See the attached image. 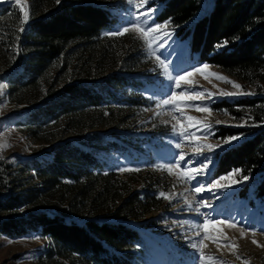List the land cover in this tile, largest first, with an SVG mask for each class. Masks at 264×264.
Listing matches in <instances>:
<instances>
[{
  "label": "trees",
  "instance_id": "trees-1",
  "mask_svg": "<svg viewBox=\"0 0 264 264\" xmlns=\"http://www.w3.org/2000/svg\"><path fill=\"white\" fill-rule=\"evenodd\" d=\"M115 3L29 0L30 19L23 33L19 32L23 19L20 6L12 2L0 6L1 22L8 11L16 15L24 53L19 61L22 70L11 80L12 92L24 94L44 81L52 87L74 63L86 70L81 79L50 88L47 98L30 113L38 127L46 128L63 116L69 126L93 127L102 121L107 125L114 123L116 106L122 101L145 103L140 97H125L119 92L126 83L141 86L143 82L136 76L113 72L99 80L98 62L112 55L102 34L116 26ZM149 6L159 7L156 20L172 23L176 37L187 40L199 63L224 68L245 83L264 80V0H154ZM224 41L228 45L217 48ZM213 107L225 109L248 124L219 125L216 137L244 133V138L216 152L211 175L219 177L239 169L242 176L254 181L256 194L264 199V90L258 86L254 95L225 96L214 101ZM102 135L95 129L91 137L67 138L49 149L50 160L34 165L28 162L40 184L11 188L6 194L0 189V212H13L0 218V232L23 237L39 229L55 245L50 255L71 259L72 264H133L137 249L145 242L144 233L131 221L159 208L163 198L156 190L136 189L117 170L106 169L95 149L103 147ZM4 160L1 156L0 181L6 183L4 168L9 165ZM42 200V208L17 212L24 206L42 204ZM71 215L77 218L69 219Z\"/></svg>",
  "mask_w": 264,
  "mask_h": 264
},
{
  "label": "rangeland",
  "instance_id": "rangeland-1",
  "mask_svg": "<svg viewBox=\"0 0 264 264\" xmlns=\"http://www.w3.org/2000/svg\"><path fill=\"white\" fill-rule=\"evenodd\" d=\"M22 2L25 4L24 10L26 11L29 0H22ZM114 2L116 3L112 10L116 13L118 21L115 28L110 30L130 26L126 25V18L131 19L127 17L129 6L125 0H114ZM136 2L139 3L140 0ZM4 3L6 2H0V6ZM157 8L159 7L147 4L140 10L147 12L148 9H152L155 23L167 22L165 31L172 35L165 49L158 51H165L166 56L170 55L168 59L174 62L177 72L189 69L191 66L202 65L203 63H199L197 59V54L188 49L187 40L176 37L172 23L167 20L162 22L156 20L155 17L159 11V9L156 11ZM8 13L5 22L0 21V83L7 85V88L3 90L4 95L0 96V158L3 156L4 161L9 165L4 168L6 183L0 181L1 193L6 194L15 187L21 190L39 185L41 180L30 165H34L36 161L50 160L52 157L47 152L59 142L67 138L91 137L96 129L103 134L104 144L103 147L95 149L97 156L105 162L106 169L117 170L122 177L129 179L136 189L143 188L149 193L156 190L158 195L160 191L170 196L176 195V198L172 200L163 198L159 208L153 209L139 221H131L144 233L145 242L140 249H137V258L133 264H196V253L189 246L190 242L185 239L186 236L192 235L194 229L181 223L185 220L194 221L196 213L187 209L183 198L179 195L182 193L184 197L191 200L194 195L191 191L193 185L181 183L179 173L175 169L172 174H169L166 169L155 167V165L171 162L178 151L173 147L177 137L172 132L171 124L176 122L172 120V116H178L179 113L165 109L160 115H155L157 111L155 102L150 100L149 96L153 91H158V82L164 84L169 82L159 76L158 72L151 71L156 67V63L154 58L148 57L141 34L131 31L124 36L111 37L105 35L110 31L105 29L102 34L103 39L109 44L112 55H107L105 60L98 62V69L99 80L113 72L126 73L132 75V78L136 76L140 82H143L141 86L135 88L134 85L126 83L120 87L119 92L125 97H140L145 103L134 105L122 101L119 106H116L114 123L107 125L102 121V125L93 127L69 126L66 123V116H63L56 122H49L46 128H40L31 120L30 113L43 103L50 88L58 87L64 81H77L86 74V70L74 63L73 68L63 71L55 79L53 82L55 85L52 87L48 81H44L40 86L29 89L24 94L22 91L12 92L11 80L22 70L19 61L23 60L24 53H21L22 42L17 39L19 34L15 22L16 15L11 11ZM207 64L209 68L206 73L194 74L190 78L192 84L185 87H195L197 90L216 93L211 98V102L205 105L211 111L205 113L196 111L192 107L183 105L181 107H184L186 116L196 117L197 120L206 119L213 124L214 135L207 136V138L199 133L198 135L203 143L216 144L223 140L216 137V132L220 129L219 125H238L245 122V119H237L225 109L219 110L213 107L214 101L225 97L218 93L221 90L255 93L258 86L264 90V80L245 83L230 71L208 62ZM213 72L226 77L227 81L219 79L218 76H212ZM228 81L240 84L241 88H234L233 84ZM144 109L151 110L144 111ZM186 116L182 121L185 125L188 123ZM217 120L223 123L217 125L215 123ZM162 121H170V123L166 124ZM36 129L39 132L35 133ZM109 139L117 143L109 142ZM74 142L78 143L77 140ZM237 142H232L230 145ZM192 147V145H185L183 150L191 152ZM218 150L215 149L211 153L205 151V154L212 156L214 161L210 165L211 173ZM195 159L200 160L201 158L195 157ZM121 166L132 168L138 166L141 170L121 172L118 170ZM192 166L199 167V164L194 163ZM222 176L210 175L208 179H219ZM241 177L239 173L235 179ZM215 196H219V199H215ZM203 198L211 201L215 206L214 210L203 208V213H211L218 219L232 218L240 222L236 227H229L225 224L209 225L208 238L204 240L207 245L204 249L206 256L216 257V264H264V230H261L264 228V199L256 194L254 181L249 179L235 186L234 189H224L215 194L205 192ZM44 205L45 201L42 200V204L24 206L17 212L37 210ZM9 213L13 212H0V218L7 217ZM68 218H77V216L71 215ZM245 225L253 227L248 228ZM214 236L220 238L214 240ZM232 245L235 247L233 248ZM53 247L55 245L51 238L42 234L39 229L23 237H11L0 232V264H72L71 259L63 258L56 253L51 256L49 252Z\"/></svg>",
  "mask_w": 264,
  "mask_h": 264
},
{
  "label": "snow or ice",
  "instance_id": "snow-or-ice-1",
  "mask_svg": "<svg viewBox=\"0 0 264 264\" xmlns=\"http://www.w3.org/2000/svg\"><path fill=\"white\" fill-rule=\"evenodd\" d=\"M0 2H12L20 6V10L23 12V19L21 20V27L19 32L23 33L26 31V26L29 22V12L25 11V4L22 0H0ZM126 4L129 6L127 11V17H131L130 20L126 18V25L121 26L116 30H110L105 33L106 36L117 37L124 36L125 34L134 31L141 34V39L144 46L147 49V55L149 58H154L156 67L151 71L158 72L159 76L164 77L168 84L161 82L157 83L158 91H153L149 96L150 100L155 102L156 113L155 115H160L162 111L168 109L172 112L179 113V115H173L172 120L176 121L171 124L172 132L175 134L177 139L173 143V147L177 149L173 160L165 164L155 165L162 169H166L169 174L173 173V170H177L179 173V179L181 183L192 184L193 187L191 191L194 193L192 199L189 200L184 197L183 194H179L183 200L187 209L191 212L196 213V219L194 221H182L183 225H188L190 229H194L191 236H186L185 239L188 240L189 246L195 251L196 264H216L217 258L214 256H206L204 249L207 245L204 240L208 238V228L209 225H220L225 224L229 227H236L239 221H234L232 218L218 219L211 215V213H203L202 209H215L214 204L203 198L205 192L217 193L224 189L235 188V186L241 183L247 182L250 177L248 175H243L240 179H235L237 173L240 172L239 169L229 172L226 176H222L219 179L209 180L208 177L211 175L210 165L214 163L212 156L205 154L213 152L215 149H222L225 146L230 145L232 142H237L244 137V133L238 135L229 136L222 140L220 143L210 144L203 143L199 134L203 135L205 138L210 135H214V126L205 120H197L196 117L186 116L184 107L195 108L196 111L208 113L211 109L205 106L207 103L211 102V98L216 95V93L209 92L207 90H197L195 87H185L186 85H191L192 80L190 79L194 74L200 73L205 74L209 65L203 63L200 66H191L189 69H184L182 71H175L174 62L168 59L165 55V51H158L159 49H165L168 39L171 37V33L165 31L167 28V22L164 24L155 23L154 12L152 9H148L147 12L141 11L145 5L154 3V0H140L139 3L136 0H125ZM57 4L61 3V0H56ZM158 11V8L156 9ZM151 22V23H150ZM17 39H19L17 37ZM159 41V42H158ZM228 41H224L223 45H217V48L226 47ZM163 57V58H162ZM175 73V74H174ZM212 76H218L221 80H226L227 78L219 75L217 73H211ZM207 78V77H206ZM233 84V87L240 89L241 85L235 82L228 81ZM7 88L5 83H0V96L4 95V89ZM219 95L222 96H238V95H254L251 92H228L221 90ZM198 101V103H196ZM183 105L184 107H181ZM151 109H144V111H150ZM188 121L185 125L182 121L185 118ZM162 123H170V121H162ZM217 125L223 123L217 120L215 122ZM248 121H245L242 125L236 126H246ZM185 145H192L191 152H185L183 150ZM195 157H200V160H196ZM14 159V157H13ZM206 161V162H205ZM199 164V167H193V164ZM121 172L125 171H140V167H124L121 166L118 169ZM207 185V186H206ZM175 187V186H174ZM188 191V189H185ZM159 196L172 200L176 198V195H168L164 191L159 192ZM215 199H219V196H215ZM245 227L252 228L253 226L245 225ZM264 230V228H261ZM221 235H223L221 233ZM202 237V238H201ZM220 237L214 236V240H218ZM39 239V237H35ZM253 243H256L253 241ZM139 248V245H136ZM234 248L235 245H232Z\"/></svg>",
  "mask_w": 264,
  "mask_h": 264
},
{
  "label": "water",
  "instance_id": "water-1",
  "mask_svg": "<svg viewBox=\"0 0 264 264\" xmlns=\"http://www.w3.org/2000/svg\"><path fill=\"white\" fill-rule=\"evenodd\" d=\"M26 6H27V10L26 11H28V9H29V3Z\"/></svg>",
  "mask_w": 264,
  "mask_h": 264
}]
</instances>
